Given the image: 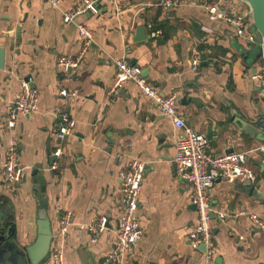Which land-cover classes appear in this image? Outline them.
<instances>
[{"label": "crops", "instance_id": "1", "mask_svg": "<svg viewBox=\"0 0 264 264\" xmlns=\"http://www.w3.org/2000/svg\"><path fill=\"white\" fill-rule=\"evenodd\" d=\"M79 1L62 0L53 8L48 0H0V49L4 51L0 204L5 206L0 212L2 219L10 221L14 242L25 247L37 237L41 206L33 191L36 170L46 182L51 247H61L63 264H106L119 222V174L136 160L146 166L136 212L142 235L122 264H206L203 251L193 249L188 239L197 224L191 185L174 177V146L183 130L162 117L131 83L115 98L108 95L114 61L125 59L140 67L161 94L177 96V115L186 127L205 137L210 155L247 154L248 165L257 175L255 183L216 179L208 190L213 213L226 217L212 219L215 252L207 264H264V234L249 220L232 217L246 209L264 219V144L230 120L236 115L252 123L264 117L255 78L264 75V58L250 55L256 45H243L231 27L211 21L195 0H183L181 6L166 11L158 0H110L97 5V11L76 17L94 39L78 67L63 72L57 68V59L79 55L82 44L76 27L63 23L62 14ZM210 1L233 11L248 10L238 0ZM148 24L161 32L158 38L150 37ZM141 26L146 27V39L138 41ZM192 60L199 62L196 70ZM21 80H28L37 91L38 111L17 118L13 134L20 141L23 175L18 185L7 186L1 174L10 137L5 130V107L20 92ZM63 88L74 94L67 111L75 126L62 145L58 168L51 172ZM66 213L71 215V225L61 240L55 236L59 216ZM101 216L107 218V230L91 243L85 226ZM41 264H51L49 255Z\"/></svg>", "mask_w": 264, "mask_h": 264}, {"label": "built area", "instance_id": "2", "mask_svg": "<svg viewBox=\"0 0 264 264\" xmlns=\"http://www.w3.org/2000/svg\"><path fill=\"white\" fill-rule=\"evenodd\" d=\"M62 0H48L53 8H57ZM103 1L110 0H80L74 9L62 14V21L65 24H73L82 44L79 55L75 57L61 56L57 59V68L63 72L76 69L81 61L82 55L93 43V33L84 24L77 23L76 17L87 12L97 11V5ZM195 3L207 14L213 22H223L231 27L242 44L249 47L256 45L252 34L248 32L251 26L249 10L233 11L220 7L218 3L210 0H195ZM183 4V0H158V5L163 10H171ZM150 37L158 38L161 32L152 25H147ZM192 69L198 67V60H192ZM115 74L108 95L115 98L122 88L131 83L139 96L151 101L158 109L162 117L168 118L175 123V126L182 129L184 134L175 142V153L172 158L174 177L176 180H186L192 188V203L197 213V224L189 233L188 239L193 249L204 247L203 255L207 262L215 252L212 236V219L214 214L208 198V190L214 181L232 183L235 180L253 184L257 180L254 170L248 165V158L245 152H228L218 156H212L206 151L207 141L205 137L185 126L184 122L176 113L177 96L174 94H161L143 76L142 70L132 65L125 59L114 61ZM255 78L259 81L258 98L264 101V75ZM59 94L64 101L63 109H60L56 118L58 122L54 128L55 142L50 153L52 164L48 171H55L58 168V160L62 158V145L72 133L75 126L74 120L68 114L69 99L74 94L61 89ZM38 111V96L28 81L21 80L20 92L5 107V130L10 134L9 144L5 152L4 163L1 168L3 183L7 186H15L21 182L23 170L19 167V137L13 134L17 126L18 116H31ZM145 164L132 160L128 166L119 174V222L115 229V247L107 256L106 264H122L125 257L133 253L135 243L141 238L142 230L136 212L139 207V195L145 175ZM226 217L224 213L214 214V218L222 221ZM234 218L242 217L249 220L255 229L264 234V219L258 214L246 209L233 214ZM107 218L101 216L92 219L85 228L90 234V242L96 243L99 236L107 230ZM71 225V215L66 213L59 216V228L55 238L63 240ZM49 258L51 264H63V251L61 247H50Z\"/></svg>", "mask_w": 264, "mask_h": 264}, {"label": "water", "instance_id": "3", "mask_svg": "<svg viewBox=\"0 0 264 264\" xmlns=\"http://www.w3.org/2000/svg\"><path fill=\"white\" fill-rule=\"evenodd\" d=\"M245 4L249 10L251 26L248 32L252 34L256 44L255 49L251 52V57L255 59L264 58V0H238ZM145 26H141L137 30L138 41L146 39ZM19 29V28H18ZM4 51L0 49V70L4 68L3 63ZM254 59V60H255ZM202 66H205L204 56L200 57ZM145 74L142 73L144 77ZM28 81V80H25ZM184 101V100H183ZM236 115L230 117L231 122L241 130L245 135L258 139L264 144V117L258 118L252 123H247L241 118H236ZM33 191L38 193L41 208L37 214L38 233L33 244L25 247L18 246L12 237L13 229L9 225V219H2V212H0V264H41L49 255L52 232L49 222L46 217L45 207V179L44 176L37 175V171L32 172ZM249 186L250 183H247ZM2 202V201H1ZM2 210L5 206L0 204ZM7 211V210H6ZM211 219H214V214H211ZM200 250L204 251V247L200 246Z\"/></svg>", "mask_w": 264, "mask_h": 264}]
</instances>
